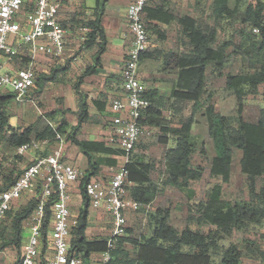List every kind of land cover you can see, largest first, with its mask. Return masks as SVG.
<instances>
[{
	"label": "trees",
	"instance_id": "1",
	"mask_svg": "<svg viewBox=\"0 0 264 264\" xmlns=\"http://www.w3.org/2000/svg\"><path fill=\"white\" fill-rule=\"evenodd\" d=\"M99 1L97 0L98 4L96 3L92 18L81 19V24L88 28L84 45L89 48L97 47L96 65L106 49L101 16L107 0ZM244 3L245 0H211L208 18L212 20V23L189 14L176 15L165 0L148 3L145 7L144 22L152 33H156L159 38H162L161 40H164L165 31L160 24L169 25L175 22L180 28L182 41L180 48L176 51H159L157 54L162 57V69L176 76L167 96L172 100L174 112H181L185 102H192V112L187 118L181 117L177 127H167L164 125L165 117L162 113L164 96L157 89L149 88L146 90V95L151 105L141 119L143 126L159 127L165 133V137L170 134L174 138V145L167 149L164 157L165 182L182 187L190 182L201 180L204 173L201 165L195 167L191 165L194 155L192 125L195 114L201 110L214 150L208 167L209 175L212 178H219L223 183H228L231 178L233 152L239 150L238 161L243 177V199L234 202L223 199L221 185L215 184L208 194V199L198 203V216L196 218L193 215L188 216V219L195 220L197 224L214 226V230L204 233L185 227L179 232L169 224V211L157 209L150 215L154 223L150 237L138 240L124 234L115 241L108 262L102 263L96 256L91 260L95 253L100 254L106 250L107 238L88 239L86 237L88 209L92 207L84 192V185L91 177L103 178L99 175L102 167H118V159L123 152L107 144L106 136L102 141L80 139L78 133L81 125L89 121L91 115L87 100L79 94L77 122L71 127V133L67 139L77 145L80 153L87 158L88 169L83 172L76 184L84 205L76 216L77 226L71 229L70 244L71 250L80 254L85 264H90L89 260L96 264H241L244 255L264 264V249L254 241H245L244 249L235 244L227 247L219 244L221 239L228 238L234 231L258 225L264 221V108L259 109L254 120L243 118L244 102L247 96L260 94L264 99V3L261 0ZM197 8L198 6H195L194 10ZM200 12L203 13L202 10ZM236 21L241 24L236 31L237 41L235 42L232 38L220 41L218 29L223 27L222 24ZM253 28H257L258 33H253ZM97 37L98 42H96ZM229 48H231L230 51ZM236 55L241 57L243 69H246L237 74L224 75L225 88L234 95L236 100V114L223 115L216 110L212 93L208 92L206 84L210 76L223 75L225 65L232 56ZM158 56L147 51L141 55L140 60ZM14 58L27 60L26 56L21 55ZM93 73L95 68L88 66L80 75L74 84L76 94L80 93L79 86L83 78ZM57 74L55 71L53 74L46 75L45 80H56ZM11 97L10 94L0 93V142L5 139L9 145L18 147L31 139L52 141L56 132L60 134L65 132L68 122L62 119L55 129L47 122L44 125H30L22 131L10 129L9 135L3 136L5 130L10 128L6 106ZM94 102L98 108L100 99H95ZM162 141L166 143L165 139ZM201 152L203 153V150ZM126 167L129 172L130 185L127 186L129 195L141 205H148L157 195L156 186L150 177L154 169L153 164L130 158ZM14 179L3 177L1 188H7ZM258 182H260L259 187ZM76 187L73 186L75 189ZM39 193L40 185L25 203H19L20 199L15 201L0 223L1 228L5 219L10 221L11 235L9 233L4 236V230L0 229V248L13 246L20 249L16 264L21 256L24 238L22 230L36 207ZM55 199L54 193L45 206L46 215L42 226L44 237L51 222V204ZM128 231L129 229L125 228V233ZM261 238L264 239V234ZM126 242L136 249L134 257L130 256V252L124 247ZM216 257H218L217 261H215Z\"/></svg>",
	"mask_w": 264,
	"mask_h": 264
},
{
	"label": "built area",
	"instance_id": "2",
	"mask_svg": "<svg viewBox=\"0 0 264 264\" xmlns=\"http://www.w3.org/2000/svg\"><path fill=\"white\" fill-rule=\"evenodd\" d=\"M62 1L0 0V54L7 58L4 63L0 62V88L10 87L17 100L35 87V56L56 58L64 53L66 30L59 20ZM147 4L148 0H130L127 6L129 46L120 73L122 90L108 101L110 116L106 141L123 152L122 162L109 178L94 176L84 185L90 206L103 209L110 216L111 232L106 240V250L99 254L102 263L110 260L115 241L125 234L127 213L141 206L129 195L126 163L138 141L148 135L141 119L151 102L139 76L141 55L150 47L144 22ZM25 23L30 31L22 35ZM252 32L258 33V29L253 28ZM17 37L22 40L17 41ZM20 55L28 58L26 66L9 68L7 62ZM48 124L55 129L51 122ZM53 140L54 144L50 139L31 140L17 147L20 155L30 151L46 153L34 156L5 189L1 188L3 177L0 172V223L15 201L33 193L40 185L38 202L26 221L28 236L17 264H85L82 256L71 250L70 244L71 229L78 224V218L71 211L72 189L83 171L65 161V144L59 132ZM54 193L56 199L51 204V222L44 237L45 206Z\"/></svg>",
	"mask_w": 264,
	"mask_h": 264
},
{
	"label": "rangeland",
	"instance_id": "3",
	"mask_svg": "<svg viewBox=\"0 0 264 264\" xmlns=\"http://www.w3.org/2000/svg\"><path fill=\"white\" fill-rule=\"evenodd\" d=\"M91 1L95 2V0H88V3ZM161 0H148V3L151 2H160ZM169 6V8L176 15H184L189 14L198 19L202 18L206 21L212 23V20L208 18L210 13V4L211 0H165ZM253 0H245V3H249ZM198 6L197 10H194V7ZM244 6V5H243ZM200 7V10H199ZM203 11L200 12V11ZM146 24V23H145ZM223 27L218 29V39L220 41L227 40L232 38L235 42L238 39L236 35L237 29L240 27V22H224ZM147 28V27H146ZM162 28V27H161ZM165 31V39L161 40L156 33H152L149 28L148 34L150 39V47L149 52L156 54L159 51H167L173 50L176 44L180 45L182 42L180 40V28L175 23L167 25V27L163 28ZM30 28L27 23L23 25L22 35L29 32ZM22 38L17 37V41H21ZM229 51L231 48L228 49ZM6 57L0 54V62L4 63L6 61ZM162 57L158 56L152 59L149 65L145 66L148 71H151L150 77H143L141 74L143 73L145 67L143 64L144 61L141 60L139 72L142 83L146 86L147 89L155 88L160 94H163L165 102L162 107V113L165 117L164 125L167 127H177L179 125V119L181 117L187 118L191 115L192 112V102H185L183 104V108L181 112L175 113L172 105V100L168 99L169 91L172 87L173 79L175 75L172 73L166 72L162 69L161 64ZM25 61V60H24ZM15 67L24 66V62H20L19 60L14 61ZM36 84L35 87L32 88L26 95H24L20 100H17L14 96L10 87H1L0 93L10 94L12 95L10 102L7 104L6 113L9 120V129L5 130L3 136L7 137L9 135L10 129H14L16 131H22L26 127L32 125H44L47 122H51L53 126L59 124V122L64 119L68 122V125L65 127V132L61 133V137L63 138L64 144L70 143L72 144L67 137L69 133H71V127L69 121L66 120V112L63 108H59L56 105H64V101L61 98H55V94L48 89L50 85L47 84V80H45L46 74L42 72V68L36 62ZM244 65L241 62V57L239 55L232 56L231 60L225 65L223 69V75L221 76H210L207 80L206 88L208 92L212 93V100L214 104H216V110L223 115H235L236 114V100L234 95L225 88V77L224 75L227 73L237 74L241 72ZM68 74V73H67ZM67 74H63L59 79V83L63 85L71 84L74 85L75 81L73 78L66 76ZM80 76V75H79ZM77 79L79 77H76ZM159 78L163 80H158ZM72 79V81H71ZM75 79V78H74ZM120 79L117 80V85H120ZM68 83H67V82ZM58 83V85H59ZM52 86H55L52 84ZM120 90V88H119ZM81 93H77L79 96ZM83 96V97H82ZM82 98L87 100L88 96L86 93L81 94ZM79 97V98H80ZM77 98V99H79ZM92 99L87 103L91 104ZM264 100L261 99L258 95L255 96H247L244 102L243 108V118L246 120H254L257 117L258 111L262 106ZM91 106V105H90ZM47 113L49 115H47ZM77 111L70 112L68 114V118L72 123L77 122ZM99 116V115H98ZM97 116L94 114L91 116V119L86 123L92 124L95 121H99ZM100 121L103 124H107L106 114L103 116H99ZM194 128L192 130V142L194 144V155L192 157L191 165L193 167L197 165H201L204 168V173L199 181L190 182L186 186H173L170 184H166V176L164 172V157L167 149L171 148L174 145V138L167 134L165 137V133L159 127H153L145 125L148 131V135L142 137L136 144L134 150L131 153V158L139 159L141 161L152 163L154 166L153 171L151 172V180L157 189V195L155 199L144 206L141 205L140 208L136 211H130L127 213V227L129 231L126 234L127 237L136 238L138 240H143L144 238H148L152 234V229L154 227V223L150 219V215L154 213L157 209H167L169 211V224L175 228L177 231H182L185 227H190L193 230H200L204 233H207L210 230H214V226L207 224H197L195 220L188 219L189 215H193L194 218L198 216L197 206L200 202H205L208 199V194L212 187L215 184H220L222 187V198L229 201H237L243 199V177L239 168V157L240 151L234 150L233 152V163L231 169V178L228 183H223L219 178H212L209 175L208 167L210 164V159L214 154L212 141L207 134L206 120L201 115V110L197 112L194 116ZM95 120V121H94ZM82 137V136H81ZM161 137V138H160ZM165 139L166 143L162 140ZM35 140V139H31ZM52 143L54 140L51 141ZM54 144V143H53ZM53 146V145H52ZM203 150V153L201 152ZM32 152V153H31ZM46 152L41 151H30L24 155L17 154V147L9 145L5 139L0 142V172L4 178L14 179L17 178L18 175L22 172V170L30 164L31 155L37 156L40 154H45ZM121 159V158H120ZM119 159V161H120ZM122 160V159H121ZM122 162V161H121ZM120 162V163H121ZM119 163V164H120ZM114 168H106V166L102 167L104 169L103 177L109 178L111 174L117 169ZM101 169V170H102ZM15 178V179H16ZM258 187L260 182L257 183ZM30 198L29 193L25 194L20 200L19 203H25ZM79 201V200H78ZM84 205V202H82ZM73 212L78 211L77 204H73L71 207ZM95 210H90V215L94 217ZM10 221L5 219L2 227L0 229L4 230V236L12 234L10 229ZM91 225V224H90ZM100 226H90L88 237H99L103 236L98 229ZM108 229V226H107ZM105 229L103 232H106ZM264 234V221H262L258 225H251L246 229H242L239 231H234L231 236L225 239H221L219 244L227 247L228 245L235 244L239 248H243L245 246V241L250 240L254 241L257 245H259L262 249H264V239L261 238V235ZM23 241L26 240L28 236V229L25 226L22 230ZM124 247L130 252V256L134 257L136 255V249L132 246V244L126 242L124 243ZM20 249H16L13 246H9L7 248H0V264H14L16 258L19 256ZM99 259V256H96ZM218 260V257L215 258V261ZM91 264H96L92 261ZM241 264H260L259 261L250 258L246 255L242 257Z\"/></svg>",
	"mask_w": 264,
	"mask_h": 264
},
{
	"label": "crops",
	"instance_id": "4",
	"mask_svg": "<svg viewBox=\"0 0 264 264\" xmlns=\"http://www.w3.org/2000/svg\"><path fill=\"white\" fill-rule=\"evenodd\" d=\"M87 1L88 0L62 1V6L60 8V13H59V20L62 26L66 30V44H65L64 53L61 57H56V58L47 57L38 54L35 56L34 64L36 65L37 62V64L41 66L42 72L46 75H50L51 73L53 74V72L57 71L58 74L56 80L47 81V84L50 85L48 89H50L51 91L53 89L52 92L55 94L54 95L55 98L63 99L64 105H56V106L59 108H63L65 111H67L66 120L69 121L70 125L76 124V122L72 123L67 116L70 112H74V114L76 113L78 107L77 105L78 96L76 94V90H74V85L71 86V84H69L67 81L66 82L68 83V85L60 84L59 80L57 79H59L63 74L68 73L66 76L73 78V80L76 82L77 81L76 77H80L79 75H81L88 66L95 68V73L87 75L83 78L82 83L79 86L80 89L79 92L81 94L86 93V95L88 96L87 102L90 101V99H92L91 101L92 103L91 104H89L90 102L88 103L89 113L91 116L95 114L97 116L96 118L99 121L94 120L95 123L82 124L78 134L80 139L85 138L90 140L102 141L105 138L106 134L108 133V127H109L110 112L108 107V101L111 97L121 93L122 90L120 73L123 68L124 57L129 46V34L126 23V10L130 0H107L105 2L104 13L101 16V24L106 39V49L101 54L100 62L97 65L95 64V53L97 47L94 46L92 48H89L84 45V42L87 39L86 33L88 32V28H86L81 24V19L83 20L85 18L86 19L92 18V13L94 11V8L96 7L97 0H95V2L91 1V3H88ZM101 1L102 0H100L99 2ZM261 1L264 3V0ZM160 27H162L163 29L164 27H167V25L160 24ZM84 28L86 30H84ZM98 41L99 38L97 37L96 42ZM180 46L181 45L176 44L173 50L175 51L178 50ZM15 60L24 62V66L22 67H25L28 58L26 61H24L21 58H13L11 61L7 62V66L11 69L21 68L14 66L13 63ZM142 61L145 62L143 64V66L145 67L149 65L152 59L145 58ZM146 68L147 67H145L141 76L150 77L151 71H148ZM139 76H140V72H139ZM118 79H120L119 80L120 85L116 84ZM158 80H163V79L159 78ZM52 84L55 86H52ZM258 96L261 97L260 94ZM95 99H100V102H98L97 105L98 108L95 105L94 102ZM261 99L264 100L262 97ZM261 103H262L261 107H263L264 102ZM104 114H106L107 124L102 125L99 116H103ZM194 124L192 125V130L194 128ZM31 157L33 158V155H31ZM64 159L66 162L80 168L83 172L88 169L87 158L82 153H80L78 146L75 144H70V143L65 144ZM121 161H122L121 159L120 161L118 159V163H120ZM104 173H105L104 169H102L99 175L103 177L102 174ZM31 195L32 193H29V196ZM73 204H77L78 211L76 213L73 212L71 209L72 214L74 216H78L79 210L83 208V204H82V197L77 187L76 189L73 188L71 207L73 206ZM91 209L93 208L88 209L89 210L88 227L85 231L86 237L88 239H94L96 237H99V235L98 236L96 235V237H88L87 235L89 234L88 232L90 231L89 230L90 226H98V227L100 226L98 230L101 232L100 233L97 232V234H102L103 236L101 237L107 238L111 232L110 216L103 209H93L96 211L95 212L96 215L92 217L90 215ZM105 229L107 231L103 232ZM95 256H99V254L95 253L91 257V260ZM18 257L16 258V261L18 260ZM91 260H89L90 264L92 263Z\"/></svg>",
	"mask_w": 264,
	"mask_h": 264
},
{
	"label": "clouds",
	"instance_id": "5",
	"mask_svg": "<svg viewBox=\"0 0 264 264\" xmlns=\"http://www.w3.org/2000/svg\"><path fill=\"white\" fill-rule=\"evenodd\" d=\"M147 5H148V4H147ZM148 50H149V49H148ZM148 50H147V51H148ZM147 51H146V52H147ZM140 63H141V60H140ZM139 67H140V65H139ZM140 79H141V78H140Z\"/></svg>",
	"mask_w": 264,
	"mask_h": 264
}]
</instances>
